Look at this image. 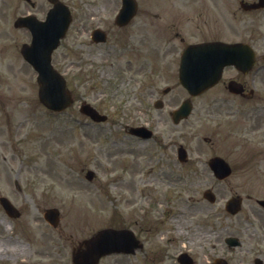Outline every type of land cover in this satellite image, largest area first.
Here are the masks:
<instances>
[{
  "label": "rangeland",
  "instance_id": "374dc122",
  "mask_svg": "<svg viewBox=\"0 0 264 264\" xmlns=\"http://www.w3.org/2000/svg\"><path fill=\"white\" fill-rule=\"evenodd\" d=\"M37 1L44 9L46 1ZM137 1L136 17L118 31L119 43L132 36L138 50L131 54L119 50L109 57L98 54L96 48L88 49L86 36L75 39L83 49L81 55L67 52L65 46L71 45L74 28L62 39L52 63L66 77L76 101L62 112H52L38 101L35 71L19 53V45L30 35L12 24L14 14L29 7L21 0H6L0 37V194L14 202L21 216L9 218L0 207V264H73L71 251L82 239L101 227H127L133 222L137 233L149 238L143 248L134 254L105 256L98 264H179L176 256L182 245L174 242L176 235L188 234L194 239L190 243L197 264H209L216 255L228 252L224 238L237 233V225L233 217L225 216L224 200L231 194L256 192L263 184L254 177L252 164L264 152L257 147L264 145L254 141L235 150L227 137L229 128L239 130L251 119L239 117L237 124L236 117L228 123L225 116L231 115L222 108L223 103L220 109L208 110L212 99L226 96L220 84L193 98L191 115L178 124L167 113L157 122L158 110L150 105L149 121L157 133L162 132L164 148L154 141L144 142V149L137 147L144 158L138 162L129 151L133 140L123 135L133 108V95L127 88L136 78L142 81L141 72L149 68L146 83L151 81L148 86L153 98L169 85L172 89L165 98L175 96L169 103L175 106L187 95L177 82L178 56L185 44L213 38L249 41L258 30L264 34V19L259 13H242L238 0ZM74 10L78 15L72 24L80 14L79 8ZM255 46L263 63L264 43L257 41ZM85 75L88 82L83 80ZM255 78L264 91V70ZM226 98L224 104L232 110L249 103ZM82 100L97 105L107 120L94 123L84 117L78 111ZM173 139L176 144H169ZM178 144L188 153L186 161L176 158ZM213 155L233 164L232 174L225 180L216 179L207 166ZM87 169L94 172L91 180L85 177ZM133 177L138 180L134 193L130 189ZM139 188L151 195H139ZM208 188L216 195L214 203L203 197ZM53 206L60 212L56 227L42 215ZM173 213L175 217L166 222L164 218ZM224 224L229 227L224 229Z\"/></svg>",
  "mask_w": 264,
  "mask_h": 264
},
{
  "label": "flooded vegetation",
  "instance_id": "af4514ba",
  "mask_svg": "<svg viewBox=\"0 0 264 264\" xmlns=\"http://www.w3.org/2000/svg\"><path fill=\"white\" fill-rule=\"evenodd\" d=\"M69 2L70 3L68 4L69 6H71V8L77 7L79 8L80 12L79 18L77 19V21H75L76 23L71 25L72 28H74L75 35L80 36L83 33L88 34L89 39L85 43H87L88 49L90 50L96 48L95 52L98 54H108L107 57H109L110 53H114L115 46L118 45L116 34L119 30V27L114 23V17L116 13H114V11H117L118 0H69ZM25 3H27V6L29 8H26L24 12H18V14L36 12L38 10H35V8H42V5L37 0H27L25 1ZM5 5L6 0H0V29L2 28V31L0 30V37L3 35L4 31V27L1 26V22L4 21L6 15ZM46 8H42L41 11H45ZM241 11L244 14L259 13V16H262L264 19V7L258 9H241ZM94 28H101L106 33L107 38L104 42H93L90 39V32ZM255 39H250V43L253 46L257 41L259 44H263L264 34H262L258 30ZM111 40L113 42L105 47L104 45ZM71 44L75 45L77 43L75 42V40H72ZM110 62L112 63V60H110ZM100 66H102V64H100ZM262 69L264 70V63H258L257 61L255 62L254 66L246 73L240 72L236 67L232 65L228 66L226 70L227 81L235 80L236 82H238L240 84L239 87L241 88V91L240 93H229L227 91L225 96L227 97L226 101H233L234 99H237V101L249 103L243 105L242 107H234V110H232L231 106H227L226 104H224L225 102L222 99L214 98L211 100V103L207 107L211 112L212 110L214 111L215 109H220L218 106L222 105L223 103L222 108H225V111H228V113H230V120L234 121L237 117V124L239 123V117L251 119H247L248 122L246 125L239 126V130H235V128H233V131L230 130L233 135L229 136L233 137V145L235 147L242 148L244 144H249L250 142L254 141H257L261 145H264V91L259 92L261 87L258 85L259 81L257 82L255 78ZM250 74L253 75V77L250 76L248 81L246 76H249ZM152 95L153 91L151 90V88H149L148 84L142 88V93L139 90V93L136 94V100L133 102L132 113L130 116V122L132 123L131 127L142 126L145 124L149 126L147 120L148 111L150 109V102L153 99ZM174 101L175 96L170 95L169 99L164 98L163 101L161 99V106L166 105L170 108H174V105L169 104ZM228 108H230V110H228ZM162 109L163 108H159L158 115L156 114L157 122H162L164 118L159 117L166 114V112ZM170 112L171 110L167 111L169 115ZM235 113H238V115L236 116ZM139 118L142 119V122H140ZM151 133V136L147 138L128 134L129 138L133 140V142L130 143L132 149L129 150L131 153H133L132 160L140 162L138 158H142L140 157L142 153H140L139 150L144 149V142L148 140L154 141L156 145L159 146L160 144V148H164L162 140L160 137H158L157 133H154L153 131ZM252 133L257 135L252 138V136L250 135ZM170 144L174 145V142H170ZM137 147L139 150H137ZM257 148H259L260 151L264 150V147ZM134 154H136L135 157ZM252 165L254 166L253 171L256 172L254 177L257 180L261 181L263 184H261V187H258V190L256 192L257 194H259L258 196H248L247 199L249 204L246 205L244 209H241V214H227L228 217H233L235 219L234 222L237 225L236 231L240 236V243L236 248L233 249L234 254L229 258L231 264H264V204L262 205L258 202V200L260 199L264 200V152L262 156H259L255 159V162ZM133 170L134 169H132L133 175H137V172H134L135 170ZM135 178L136 177L132 178V185L130 186L132 193H134L138 189V187L136 186L138 180ZM154 178L152 179L154 180ZM158 178L161 179L159 176ZM117 181H120V179H117ZM146 181L147 178L144 177L143 182L145 183ZM139 190V195L142 194L144 195V197H147L148 195L150 196L151 194L150 191L146 192V188H139ZM128 227L134 228V222ZM181 251L182 250H180L178 254H180ZM191 263L197 264L196 257L193 255H191L190 264Z\"/></svg>",
  "mask_w": 264,
  "mask_h": 264
},
{
  "label": "water",
  "instance_id": "95a60500",
  "mask_svg": "<svg viewBox=\"0 0 264 264\" xmlns=\"http://www.w3.org/2000/svg\"><path fill=\"white\" fill-rule=\"evenodd\" d=\"M54 2L47 14L45 21H35L25 18L22 21L28 24L32 32V40L30 45H23L21 52L26 60H28L37 70V81L39 84L38 96L41 102L47 107L53 109H61L71 102L68 91L65 88L63 78L57 73L50 64V53L58 44L59 38L63 36L68 23L69 12L65 5L57 0ZM130 5L129 0H123L124 7L120 10L117 19L118 23L126 22L133 11H129L127 6ZM264 4V0H259L255 5ZM19 22V21H18ZM246 45L236 44L228 45L221 41H210L198 44H190L184 48L181 53L179 66V79L181 83L188 89L190 93H198L204 88L212 85L220 76L222 67L230 62H242L246 57ZM248 59V57H247ZM246 59V60H247ZM185 103L179 109L187 114ZM85 110L94 119H103L104 116L99 115L94 109L83 105ZM211 166H216L218 174L225 170V164L219 157H214L210 161ZM212 199L210 193L206 194ZM0 201L8 213L15 212L14 207L9 201L1 197ZM15 214H17L15 212ZM45 218L52 224H56L58 211L56 208H48L45 210ZM122 230L105 228L93 237L86 240V248L78 250L73 255L75 264H95L98 257L102 254L116 250V242L120 238H124V249L127 247V236L120 237ZM116 246V247H115Z\"/></svg>",
  "mask_w": 264,
  "mask_h": 264
}]
</instances>
